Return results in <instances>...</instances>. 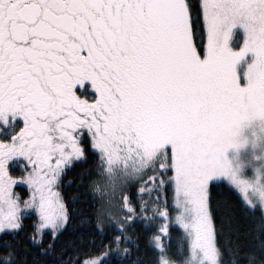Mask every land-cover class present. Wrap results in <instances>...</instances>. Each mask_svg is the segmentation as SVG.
I'll list each match as a JSON object with an SVG mask.
<instances>
[{"label":"snow or ice","instance_id":"6c2138e0","mask_svg":"<svg viewBox=\"0 0 264 264\" xmlns=\"http://www.w3.org/2000/svg\"><path fill=\"white\" fill-rule=\"evenodd\" d=\"M78 166L92 236L60 258ZM25 235L58 264H264V0H0V264H44Z\"/></svg>","mask_w":264,"mask_h":264},{"label":"trees","instance_id":"16d2710c","mask_svg":"<svg viewBox=\"0 0 264 264\" xmlns=\"http://www.w3.org/2000/svg\"><path fill=\"white\" fill-rule=\"evenodd\" d=\"M235 45L237 46L238 42H236ZM88 178L90 177H85V179ZM69 179L71 180V183H69L65 188V196L66 199H68L72 196L73 193L76 194L77 211L71 215L69 226L66 229L62 230L61 235L54 242V251L59 252L61 248L64 249V251L61 252L60 258L67 257L69 255H74L75 253L73 245L78 246L81 251L88 248V240L92 236L91 225L87 223H81L80 221L81 217L83 215H87L92 208L93 194L90 189L86 190L85 184L81 182L79 166L77 168L71 169L68 172V174L65 176V180L67 181ZM133 191H135V189H133ZM71 207L72 204L71 202H69V208L71 209ZM238 223L241 232H243L245 228L251 226L242 217L239 218ZM26 224L27 228L25 229V232H28L31 230L30 221H26ZM81 235L84 237L83 242L79 240V236ZM24 239L29 243L31 251L36 253L37 259H42L44 261V264H58L57 257L54 254L43 256L37 251V246L32 245L31 241L27 240L26 235ZM99 239L100 237H96L97 242L99 241ZM97 246L98 245H93L91 247L93 248V250H95ZM29 258L31 259V255ZM82 258L83 257H81V259ZM151 258L152 252L150 251V249L145 248L143 242L141 241L139 248H133L131 254L124 259L123 264H131L133 260L138 261V264H151ZM111 264H118V261L115 257L111 258Z\"/></svg>","mask_w":264,"mask_h":264},{"label":"rangeland","instance_id":"374dc122","mask_svg":"<svg viewBox=\"0 0 264 264\" xmlns=\"http://www.w3.org/2000/svg\"><path fill=\"white\" fill-rule=\"evenodd\" d=\"M243 38H244L243 30L239 26H236L233 29V35H232V38L230 40L231 46L233 48H238L240 46V44L242 43ZM236 42H238V45L237 46L235 45ZM247 59H250V55L247 57ZM244 63H245L244 60H242L240 62V64L238 65V70L243 68Z\"/></svg>","mask_w":264,"mask_h":264}]
</instances>
